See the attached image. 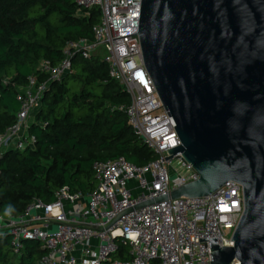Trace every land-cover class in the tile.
Wrapping results in <instances>:
<instances>
[{
    "label": "built area",
    "instance_id": "1",
    "mask_svg": "<svg viewBox=\"0 0 264 264\" xmlns=\"http://www.w3.org/2000/svg\"><path fill=\"white\" fill-rule=\"evenodd\" d=\"M77 3L101 11V21L93 27L95 41L70 44L57 66L41 62L48 81L40 83L32 76L21 88L16 123L0 134V155L7 149L33 146L30 120L41 106L47 84L61 81L71 70L75 49L85 58L102 55L110 76L131 97V104L121 108L129 125L156 159L142 167L125 158L96 162L97 186L91 193H73L64 186L53 202L34 198L21 215L0 214V235H10L16 254L25 241H40L46 250L40 264H214L208 242L200 241L217 239L220 248L234 246L244 214L243 186L231 181L205 197L170 198L199 175L179 155L166 160L181 142L143 63L138 34L142 0ZM163 197L169 198L155 202ZM120 246L126 247L123 254Z\"/></svg>",
    "mask_w": 264,
    "mask_h": 264
},
{
    "label": "water",
    "instance_id": "2",
    "mask_svg": "<svg viewBox=\"0 0 264 264\" xmlns=\"http://www.w3.org/2000/svg\"><path fill=\"white\" fill-rule=\"evenodd\" d=\"M138 34L181 142L166 160L179 155L199 175L170 198L241 184L234 246L200 242L214 264H264V0H142Z\"/></svg>",
    "mask_w": 264,
    "mask_h": 264
},
{
    "label": "trees",
    "instance_id": "3",
    "mask_svg": "<svg viewBox=\"0 0 264 264\" xmlns=\"http://www.w3.org/2000/svg\"><path fill=\"white\" fill-rule=\"evenodd\" d=\"M98 13L77 0H0V134L16 123L17 95L29 78L48 81L41 62L57 66L70 44L95 41ZM71 50V70L47 84L29 126L33 146L0 155V214L21 215L34 198L53 202L64 186L91 193L96 162L125 158L142 167L156 159L129 125L121 108L131 97L102 55ZM45 254L40 241H25L16 254L10 235H0V264H40Z\"/></svg>",
    "mask_w": 264,
    "mask_h": 264
},
{
    "label": "rangeland",
    "instance_id": "4",
    "mask_svg": "<svg viewBox=\"0 0 264 264\" xmlns=\"http://www.w3.org/2000/svg\"><path fill=\"white\" fill-rule=\"evenodd\" d=\"M96 9H98V12H99V13L96 15V18H97L96 22H100V21H101V18H102V14H101V11H100L99 8H96Z\"/></svg>",
    "mask_w": 264,
    "mask_h": 264
},
{
    "label": "clouds",
    "instance_id": "5",
    "mask_svg": "<svg viewBox=\"0 0 264 264\" xmlns=\"http://www.w3.org/2000/svg\"><path fill=\"white\" fill-rule=\"evenodd\" d=\"M8 212L12 211V208L9 206V208L7 209Z\"/></svg>",
    "mask_w": 264,
    "mask_h": 264
},
{
    "label": "crops",
    "instance_id": "6",
    "mask_svg": "<svg viewBox=\"0 0 264 264\" xmlns=\"http://www.w3.org/2000/svg\"><path fill=\"white\" fill-rule=\"evenodd\" d=\"M34 118V117H33ZM33 118L30 120V122H32L33 121Z\"/></svg>",
    "mask_w": 264,
    "mask_h": 264
}]
</instances>
